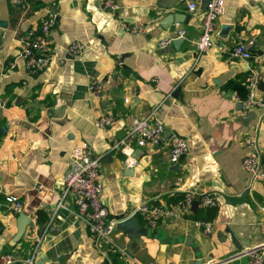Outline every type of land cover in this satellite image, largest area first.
Returning a JSON list of instances; mask_svg holds the SVG:
<instances>
[{"label": "crops", "instance_id": "crops-1", "mask_svg": "<svg viewBox=\"0 0 264 264\" xmlns=\"http://www.w3.org/2000/svg\"><path fill=\"white\" fill-rule=\"evenodd\" d=\"M28 1L29 7L21 10L0 0V194L17 195L30 219L26 227L34 224L41 235L34 264H122L110 246L102 243L107 253L100 252L70 210H53L67 151L79 140L100 156L102 200L109 216L127 213L146 199L170 204L186 191H215V205L197 206L191 210L195 216L167 215L152 228L137 219L149 232L134 239L115 225L112 239L139 262L252 264L242 250L264 241L259 232L264 176L248 188L241 160L247 151L244 137L254 135L264 171V114L259 118L257 109L239 107L246 70L230 49L238 41L247 43L250 62L264 82V0H224L213 42L202 51L194 47L201 32V0H193L194 11L186 8L192 0H166L171 7L160 12L157 0H114L113 10L100 7L103 0ZM47 12L55 15L49 33L52 57L43 69L27 73L23 60L15 57L17 38ZM165 14L173 18L162 26ZM122 22L142 30L127 31ZM178 28L184 29L183 37L173 44ZM167 37L169 42L159 46ZM72 41L82 44L78 55L68 52ZM13 58L15 64L8 68ZM220 74L226 77L217 85L213 77ZM92 79L101 83L98 97L88 90ZM259 82L253 94L264 98V83ZM154 106L164 135L157 143L138 146L126 136V122ZM250 110L255 117L241 119ZM106 112L113 114V123L96 126V117ZM166 130L187 140L177 162L168 160ZM122 138L137 159L131 173L124 171L123 154L110 148ZM65 203L74 208L71 201ZM210 208L214 213L205 218ZM37 210L44 214L43 222L37 221ZM17 213L0 210V254L12 247L20 256L28 250L23 235L13 241ZM194 218L211 220V231L204 234Z\"/></svg>", "mask_w": 264, "mask_h": 264}, {"label": "built area", "instance_id": "built-area-1", "mask_svg": "<svg viewBox=\"0 0 264 264\" xmlns=\"http://www.w3.org/2000/svg\"><path fill=\"white\" fill-rule=\"evenodd\" d=\"M21 10L29 7L28 0H10ZM102 8L115 9L114 0H103L100 4ZM197 7L195 1H188L186 8L188 11H194ZM224 11V0H208L206 7L201 10V32L194 41V47L197 51L206 49L213 42V33L215 19ZM55 23V15L47 12L39 21L25 26L23 33L17 38L19 49L15 57L23 60L24 69L27 73H35L43 69L50 61L52 54L49 45L50 29ZM122 27L130 32L141 31L140 25L122 22ZM184 29L178 28L173 37L182 36ZM170 37L160 39L157 43L163 46L169 42ZM82 50V44L79 41H72L68 45V52L71 55H78ZM230 55L238 57L244 61L245 94L241 100V105L246 109H257L259 118L264 114V98L255 96L253 91L257 89V84L261 79L259 71L250 62L252 58L248 44L243 41L236 42L230 49ZM14 58L8 61L7 67L14 66ZM116 76L120 78L118 72ZM88 90L94 96L101 94V83L97 79L88 82ZM127 101V98L123 99ZM158 106H154L142 117H132L126 122V136L133 137L136 145L141 146L148 142L157 143L162 137L164 125L161 119L156 115ZM113 114L110 112L102 113L96 117L94 123L98 127H106L113 123ZM168 147V160L177 162L179 157L187 150V140L184 136L175 131H169L166 136ZM247 146V151L242 157L241 167L247 174L246 186L249 188L257 179L264 176L262 170V161L257 148V139L254 135H246L243 139ZM122 139L114 140L110 148L123 154L122 162L124 166H134L137 163L136 157L132 155V147ZM66 170L62 178V186L55 201L53 210L59 207L67 208L71 211L74 218L80 221L89 231L95 246L101 253L106 254L102 243L110 246L122 260V264H142L135 259L131 253L121 244L115 242L112 237V229L117 221L122 218L135 216L139 217L146 227L152 228L158 220L167 215H183L191 212L190 202L194 195L198 197L197 206L212 207L215 205V191L203 190L198 193L186 191L182 197L172 201L170 204H163L154 199L140 201L127 213H122L123 217L117 218L108 215V211L102 200V182L100 179L99 166L100 156L92 152L89 143L85 140H79L74 143L67 151ZM71 201L74 208H69L66 201ZM21 201L19 197L12 193L0 194V210L4 212L17 213L21 211ZM195 225L199 226L204 234L211 231L212 221L209 219H193ZM259 232L264 236V221L259 224ZM22 237L28 241V250L26 254L20 256L14 250L7 248L0 254V264H34L36 250L41 242V235L37 234L36 227L27 226ZM264 241L258 242L254 246L245 247L242 253L246 255L252 264H264L262 256ZM205 264H209L206 261Z\"/></svg>", "mask_w": 264, "mask_h": 264}, {"label": "water", "instance_id": "water-1", "mask_svg": "<svg viewBox=\"0 0 264 264\" xmlns=\"http://www.w3.org/2000/svg\"><path fill=\"white\" fill-rule=\"evenodd\" d=\"M207 1L208 0H201L200 1V9L203 10L206 7ZM156 5H157V7L155 9L156 12H160L163 8H170L171 7L170 2H168V1L166 2V0H157ZM162 18L163 19H162V21H160V23L162 26H165V24L167 22L169 23L170 21H172L173 15L168 16L167 14H165L162 16ZM221 27L226 28L223 25ZM182 37L183 36H177V37L173 38L171 41L173 44L179 43L182 40ZM225 77H226V74H220L218 76L213 77V81L217 85H219ZM263 83H264L263 81L259 82L260 85H263ZM240 106H241V102H239V107ZM250 116L255 117V112L253 110H250L249 112L242 114L241 119L250 118ZM2 126L4 127L5 125H2ZM164 132H163V135H164ZM166 132L168 134L169 130H166ZM167 134L164 137H166ZM124 171H126L127 173L133 172V166H129V167L124 168ZM197 199H198V197L196 195H194L193 199L190 202V209L193 212H196V210H197V202H198ZM116 217L117 218L123 217V214L120 213V214L116 215ZM29 221H30V219L26 213H24L22 211L17 213L16 229H15V232L13 235V241H16L20 238V236L22 235V233H23L26 225L29 223ZM116 226L121 228L123 231H125L126 236L129 237L130 239H134L135 237L144 235L147 232H149L148 228H144L139 224V222L135 216L120 219L119 221H117ZM231 238H232V241L235 243V238L233 237L232 234H231Z\"/></svg>", "mask_w": 264, "mask_h": 264}, {"label": "trees", "instance_id": "trees-1", "mask_svg": "<svg viewBox=\"0 0 264 264\" xmlns=\"http://www.w3.org/2000/svg\"><path fill=\"white\" fill-rule=\"evenodd\" d=\"M244 94H245V87L242 85L241 87H240V90H239V96L241 97V98H243L244 97ZM182 195L183 194H178V196H176V197H174V199H173V201H175V200H177V199H179V198H181L182 197ZM37 221H39V222H43V219H44V214L42 213V211H40V210H37ZM191 213V212H190ZM213 213H214V208H210V209H208L207 211H206V213H205V218H210L212 215H213ZM192 215H196L195 213H191ZM137 219L139 220V221H141L140 220V218L139 217H137ZM142 222V221H141Z\"/></svg>", "mask_w": 264, "mask_h": 264}]
</instances>
